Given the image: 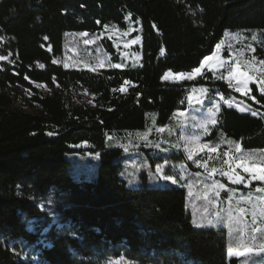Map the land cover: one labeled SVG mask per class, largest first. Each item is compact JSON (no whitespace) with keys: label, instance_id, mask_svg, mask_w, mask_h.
I'll use <instances>...</instances> for the list:
<instances>
[{"label":"trees","instance_id":"trees-1","mask_svg":"<svg viewBox=\"0 0 264 264\" xmlns=\"http://www.w3.org/2000/svg\"><path fill=\"white\" fill-rule=\"evenodd\" d=\"M127 16L139 25L138 64H62L72 35L124 29ZM240 29L257 31L252 55L264 83V0H0V264H239L227 252L246 248L224 228L192 226L184 188H130L119 176L123 150L106 136L143 129L150 114L164 126L186 109L192 86L243 99L210 72L163 79L199 67L225 30ZM250 95L260 116L221 105L216 120L229 148L264 165V91L251 84ZM86 151L97 162L75 172L68 157ZM259 225L255 250L264 249V203ZM249 264H264V253Z\"/></svg>","mask_w":264,"mask_h":264},{"label":"rangeland","instance_id":"rangeland-1","mask_svg":"<svg viewBox=\"0 0 264 264\" xmlns=\"http://www.w3.org/2000/svg\"><path fill=\"white\" fill-rule=\"evenodd\" d=\"M138 36V22L130 20L129 16L126 18L124 29L106 25L100 33H75L65 48L61 62L66 67L93 71L108 66L115 67L116 64L120 65L119 68L136 65L140 61V53L137 50L140 39L136 40ZM256 36V30H225L217 43L220 48L216 49V44L213 52L208 55L215 53L214 58L203 67V60L201 61L199 74L195 73V68L190 72L167 71L163 76L165 81L180 82L195 80L210 72L214 79L224 81L228 88L243 99L232 94L223 95L207 86H192L185 98L186 109L175 112L164 126L158 128L154 114H150L143 129L128 130L120 138L106 136V139L110 140L108 145L118 146L123 150L119 176L130 188H184L185 207L190 214L192 226L224 228L234 245L246 248L229 252L230 256L244 259L241 264L250 263L249 258L257 256L256 253H264L253 249L256 232L260 231L259 219L262 216L264 196L263 191L259 189H262L264 181L252 180L251 173L244 171L246 167L264 168V165L254 162V157L248 153L241 152L239 145L233 148L234 150L229 148L232 142L223 136L216 119L220 106L228 107L229 104L232 107L228 108L242 114L247 113L255 117L261 115L260 111L253 109L245 101H254L250 95V85L255 84L261 91L263 83L262 65L252 55L253 40ZM102 39L109 41L113 47L115 62L110 60V55L101 43ZM238 72L247 73L251 78L244 91H237L238 87L243 88L240 83L242 78L232 74ZM34 85L44 93L49 92L43 85ZM240 109L247 111L242 112ZM213 119L216 120L215 124L212 123ZM158 156L164 159L156 163L154 158ZM178 157H181V160L175 161ZM68 158L75 172L90 171L97 162V155L89 151ZM153 164L155 165L152 168ZM222 173L239 175L243 181L239 184L233 183ZM164 175L172 176L176 184L161 179ZM252 183L256 185L249 187ZM221 184L224 187H220ZM38 207L47 212L52 221L56 219L48 202H39ZM21 258L27 260V251L22 253Z\"/></svg>","mask_w":264,"mask_h":264},{"label":"snow or ice","instance_id":"snow-or-ice-1","mask_svg":"<svg viewBox=\"0 0 264 264\" xmlns=\"http://www.w3.org/2000/svg\"><path fill=\"white\" fill-rule=\"evenodd\" d=\"M140 39V37L138 36L136 38V40L138 41ZM136 41H133V43H135ZM220 48V44H217L216 45V49H219ZM164 50L161 49V52H163ZM214 55L215 53H213L212 56H205L203 58V63L201 65V67L204 66V64H207L210 60H212L214 58ZM7 57L6 56H0V60H6ZM261 63H264V61H262ZM116 68H119L120 65L119 64H116L115 65ZM201 67H197L195 69V73L196 74H199L201 72ZM232 75H236V76H239L242 78V80L240 81V83L243 84V88H240L238 87L237 88V91H244V89H247V86H248V81L251 79L247 73H244V72H238V73H233ZM261 90L264 91V83H261ZM228 107H232V105H228ZM240 111H247V109H240ZM253 115H255V113H253ZM212 123L215 124L216 123V120L213 119L212 120ZM52 133H49V135H51ZM212 151H216V149H212ZM157 171H159V169H157ZM245 172H249L251 173V179L252 180H262L264 181V168L262 167H258V166H252V167H246L244 169ZM222 175L224 176H228V179L230 181H232L233 183H241L243 181V178L239 175H229L228 173H222ZM161 179H163L164 181H169L173 184H176V180L173 179L172 176H169V175H164L162 177H160ZM220 187H224L222 184L220 185ZM259 191H264V189H259ZM217 195H219V192H217ZM261 251H264V249H261ZM257 255H259V253H256ZM239 255H244V253H239Z\"/></svg>","mask_w":264,"mask_h":264},{"label":"crops","instance_id":"crops-1","mask_svg":"<svg viewBox=\"0 0 264 264\" xmlns=\"http://www.w3.org/2000/svg\"><path fill=\"white\" fill-rule=\"evenodd\" d=\"M232 250H233V249H229L228 252H227V255H228L229 257H235V256H230V255H229V252L232 251ZM251 257H252V256H251ZM251 257H250L249 259H251ZM236 258H238V257H236ZM240 259H241V261H240L239 264H241V262L244 261V259H242V258H240ZM245 261L247 262V259H246ZM247 264H249V263H247Z\"/></svg>","mask_w":264,"mask_h":264}]
</instances>
